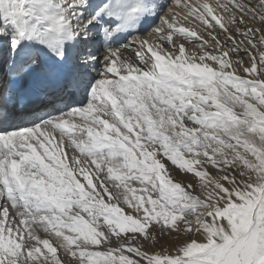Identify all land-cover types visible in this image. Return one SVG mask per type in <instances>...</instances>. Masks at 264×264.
I'll list each match as a JSON object with an SVG mask.
<instances>
[{
    "label": "snow or ice",
    "instance_id": "obj_1",
    "mask_svg": "<svg viewBox=\"0 0 264 264\" xmlns=\"http://www.w3.org/2000/svg\"><path fill=\"white\" fill-rule=\"evenodd\" d=\"M0 264H264V0H0Z\"/></svg>",
    "mask_w": 264,
    "mask_h": 264
},
{
    "label": "rangeland",
    "instance_id": "obj_2",
    "mask_svg": "<svg viewBox=\"0 0 264 264\" xmlns=\"http://www.w3.org/2000/svg\"><path fill=\"white\" fill-rule=\"evenodd\" d=\"M190 46H192V45L190 44ZM245 63L248 64V60H247V59H245ZM210 171H211V170H210ZM175 175H176V179H177V180L184 179V177H182L178 172L175 173ZM167 243L170 245V244L172 243V241H167Z\"/></svg>",
    "mask_w": 264,
    "mask_h": 264
},
{
    "label": "bare ground",
    "instance_id": "obj_3",
    "mask_svg": "<svg viewBox=\"0 0 264 264\" xmlns=\"http://www.w3.org/2000/svg\"><path fill=\"white\" fill-rule=\"evenodd\" d=\"M184 26H185V27H188L189 25L185 24ZM174 39H175V37H174ZM186 48H192V46H190V44H187V45H186ZM245 64H246V63H245ZM240 74L243 75V73H240Z\"/></svg>",
    "mask_w": 264,
    "mask_h": 264
}]
</instances>
